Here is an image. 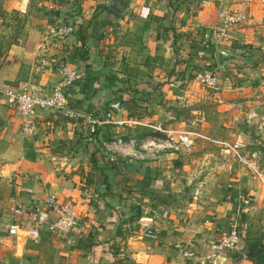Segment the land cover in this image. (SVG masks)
Listing matches in <instances>:
<instances>
[{
  "label": "crops",
  "instance_id": "0c3cea01",
  "mask_svg": "<svg viewBox=\"0 0 264 264\" xmlns=\"http://www.w3.org/2000/svg\"><path fill=\"white\" fill-rule=\"evenodd\" d=\"M105 1L0 0V85L46 93L60 65L81 76L67 90V111L77 110L78 130L70 128V117L43 111L35 118L49 120L48 126L24 135L19 117L0 99V264H264V249L247 256L248 245L264 243V175L257 180L238 174L216 143L248 136L230 132L242 123L230 104L251 86L264 90V59L257 68H226V89L211 94L192 70L210 58L199 38L215 21V0H117L125 8L121 14ZM84 9L90 11L85 18ZM55 20L72 25L61 40L49 34ZM262 29L264 10L253 3L239 37L261 49ZM238 43L231 52H243L233 47ZM232 56L223 68L237 66L241 58ZM187 57L175 74L176 61ZM114 96L133 106L122 104L102 122ZM204 99L219 118L217 126L203 118L204 108L191 106ZM165 130L191 132L192 151L142 147ZM50 155L58 172L51 170ZM259 165L264 173V153ZM238 192L247 201L240 203L238 249L225 252L216 238L233 216ZM47 196L56 207L75 208V224L64 238L47 228L56 218ZM144 218L154 238L140 235L136 220ZM13 224L18 228L8 234ZM32 228L33 239L25 235Z\"/></svg>",
  "mask_w": 264,
  "mask_h": 264
},
{
  "label": "built area",
  "instance_id": "2783aa9c",
  "mask_svg": "<svg viewBox=\"0 0 264 264\" xmlns=\"http://www.w3.org/2000/svg\"><path fill=\"white\" fill-rule=\"evenodd\" d=\"M253 3L258 4L264 10V0H215L214 16L215 21L200 35L199 47L201 52L206 55L214 56L216 52L227 55L230 47L237 38L243 26L250 19V7ZM90 11L84 9L80 12L82 17H88ZM72 32V25L69 22L55 20L49 28V34L56 40H61ZM239 42V41H238ZM206 53V54H205ZM216 66H198L192 70V78L200 87L216 94L221 91L222 80L215 72ZM58 79L50 86L46 93H32L26 90H20L10 85H0V99L12 108L19 117V131L24 135H29L35 131L39 125L46 128L49 120L39 122L36 115L39 112L58 113L62 116H68L72 120L69 123L73 130L79 129V123L76 118L79 117L77 110L69 113L68 106V88L76 81L80 80V74L75 69L60 65L57 68ZM182 82H185L183 79ZM121 103L118 99H113L107 104L108 111L103 116V121L110 117L111 110H119ZM125 106L132 107L131 102L124 103ZM242 116L244 127L250 129L254 135L242 137L243 141L238 140V136L231 141L218 139L216 141L224 155L230 157L234 170L243 176L251 179L262 180L263 171L259 165V157L264 153V90H259L256 86H251L249 92L243 97L230 104ZM88 115V114H87ZM94 121V120H93ZM91 123V120H89ZM88 122V123H89ZM87 122H84L86 124ZM118 124V123H117ZM90 131H92L90 129ZM163 138H154L143 142L142 147L152 148L151 152H170V153H190L195 143V136L186 130H165ZM246 138V139H245ZM115 145H121L119 139L114 140ZM251 145L247 149V146ZM53 172L60 169L59 162L54 155L48 157ZM114 157H108V163L113 164ZM236 207L233 210V216L227 224L225 230L221 231L216 238L217 247L225 252L237 251L238 233L237 220L241 213L240 205L245 204L246 198L239 192L236 195ZM45 204L55 210L56 218L47 226L53 230L59 238L70 231L76 221L75 208L68 204L62 207H56L50 197L44 199ZM241 203V204H240ZM136 224L140 229V235L145 238H154L150 229L148 219H137ZM17 225L13 224L7 228L8 234H14ZM30 238H35L37 232L34 228L25 232ZM183 256H189L188 253H182Z\"/></svg>",
  "mask_w": 264,
  "mask_h": 264
},
{
  "label": "rangeland",
  "instance_id": "374dc122",
  "mask_svg": "<svg viewBox=\"0 0 264 264\" xmlns=\"http://www.w3.org/2000/svg\"><path fill=\"white\" fill-rule=\"evenodd\" d=\"M100 10H98L97 12H95V14L93 15V18H95V19H97V15H99L100 14V12H99ZM241 38H242V36L241 37H239V39L237 38L235 41H233V43L235 44V43H238V40H239V43H238V45H233V47H235V46H240V47H242V48H244V50H243V52H241V53H239V52H231V50H229V53H232V54H228V55H238L239 56V58H241V60H240V62H239V60H237L238 61V64H237V66L235 65V64H233L232 66H230V65H227V67H222L223 66V64H226V63H223L222 64V68L221 67H217L216 66V61H215V59H214V57H212V56H210V55H208L207 57H210V58H212V62H211V64H209L210 66H212V67H215L216 66V70H215V72H216V74L221 78V80H225L226 81V78L225 77H228V72H227V70H226V68H228V67H234L235 68V71L237 70V71H239V70H241V69H243V68H245V66L248 68V69H251L252 67L253 68H257V67H259L260 65L259 64H261V61L264 59V56H261V55H264V29H262V32L260 33V35H257V39H258V41H260V44H261V49L260 48H258V47H254V48H251L250 47V45L248 44V43H245V42H242V40H241ZM241 42V43H240ZM232 43V44H233ZM259 46V45H258ZM261 52V53H260ZM206 56V55H205ZM243 59H245L246 61L245 62H243L242 60ZM242 61V62H241ZM241 63V64H240ZM243 63V64H242ZM225 66V65H224ZM239 69V70H238ZM244 72V71H243ZM224 87H225V89H226V84H225V86H223L222 85V88L224 89ZM222 88H221V90H222ZM206 92H209V91H207V90H205ZM199 104H200V106H199ZM191 106H193L194 108H196V107H198V108H204L205 109V111H204V113H203V118L204 119H207V122L209 121L211 124H214V126H217L216 124H217V121L219 120V118H217L216 117V113H213V110H210V107H211V105L210 104H208V102L206 101V99H204V101L202 102V103H194L193 105H191ZM178 109H176L178 112H179V107H177ZM196 115H194V117H195ZM235 120V119H234ZM238 121H240V120H238V119H236V121H235V123L236 122H238ZM243 123V122H242ZM242 123H240L239 125H237L236 127H234V128H232V129H230V132L232 131H234V133L236 132V131H240V132H243V130H245L246 132H248V136H251V138L253 137L254 138V135H253V133H252V131L250 130V129H247V128H245L244 126H243V124ZM236 124H238V123H236ZM235 124V125H236ZM236 129V130H235ZM219 130H220V128L218 129V130H215V131H218L219 132ZM240 132H238V133H240ZM221 133H223L222 131H221ZM237 133V134H238ZM236 133L234 134V135H237ZM163 134L161 133V135H159L158 137L159 138H163ZM243 137V134L242 133H240L239 135H238V140H241V141H243V139H242V137ZM236 137V136H235ZM234 137V138H235ZM196 140V139H195ZM194 146H195V143H194ZM194 146H193V148H194ZM192 148V149H193ZM174 154H180V153H174ZM187 154H189V153H184V154H182V155H187Z\"/></svg>",
  "mask_w": 264,
  "mask_h": 264
},
{
  "label": "trees",
  "instance_id": "16d2710c",
  "mask_svg": "<svg viewBox=\"0 0 264 264\" xmlns=\"http://www.w3.org/2000/svg\"><path fill=\"white\" fill-rule=\"evenodd\" d=\"M102 8L103 9H106L104 6H102ZM107 10V9H106ZM108 11V10H107ZM108 21H105V22H103L102 24H98V25H100V27H105L106 25H108ZM84 39V36H82V34L81 33H79L78 35H77V38H76V42L77 43H79V45H82V43H83V40ZM261 56H264V55H261ZM187 62H188V57H187V59H185V60H179V62H177L176 61V64H178L177 65V67L175 68V70L173 71L175 74H179L181 71H179L180 70V68H182V67H184V66H186L187 65ZM211 62H212V58H209L208 60H207V63L204 61L203 63H204V65H206V66H209V64H211ZM173 73V74H174ZM173 74L171 75V78L170 79H174V76H173ZM168 77L167 78H165L164 80H161L160 81V83H164V81L165 82H167L168 81ZM114 98H116V99H118L119 100V102L121 103V104H124V103H126V102H130L131 100H129V98L128 99H125V98H120L119 96H114ZM131 99V98H130ZM132 103V102H131ZM132 106H133V104H132ZM137 112V111H136ZM264 249V243H257V244H253V245H248V247H247V256L248 257H250L251 256V254L252 253H258V252H260V251H262Z\"/></svg>",
  "mask_w": 264,
  "mask_h": 264
},
{
  "label": "water",
  "instance_id": "95a60500",
  "mask_svg": "<svg viewBox=\"0 0 264 264\" xmlns=\"http://www.w3.org/2000/svg\"><path fill=\"white\" fill-rule=\"evenodd\" d=\"M104 5L114 14H121L125 11V8H122L120 3L117 0H106ZM232 55H224L219 52L214 54V59L216 61V66L219 68L222 66L224 62H228L229 60L233 59Z\"/></svg>",
  "mask_w": 264,
  "mask_h": 264
}]
</instances>
